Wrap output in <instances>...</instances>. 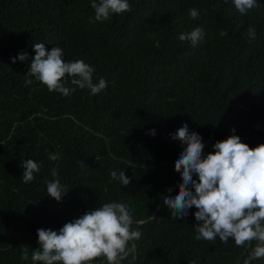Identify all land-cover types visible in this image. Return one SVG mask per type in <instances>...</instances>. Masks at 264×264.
<instances>
[{
    "label": "trees",
    "instance_id": "obj_1",
    "mask_svg": "<svg viewBox=\"0 0 264 264\" xmlns=\"http://www.w3.org/2000/svg\"><path fill=\"white\" fill-rule=\"evenodd\" d=\"M91 3L0 0V264H34L38 229L58 232L109 202L127 204L133 230L142 233L121 264H243L255 242L197 241V209L178 219L163 199L181 182L174 163L186 145L171 139L181 126L199 133L204 155L232 128L249 147L264 144V0L246 15L233 0H129L130 12L97 23ZM191 8L198 19L189 18ZM199 26L205 36L195 47L178 39ZM34 43L49 52L60 47L66 62L82 59L95 69L93 82L104 78L108 87L65 97L34 77L26 85ZM23 51L29 60L13 64ZM66 86L76 87L70 79ZM153 129L154 137L147 134ZM28 159L40 171L24 183L20 164ZM57 166L68 190L60 202L46 191ZM122 170L131 180L126 187L110 175Z\"/></svg>",
    "mask_w": 264,
    "mask_h": 264
},
{
    "label": "clouds",
    "instance_id": "obj_2",
    "mask_svg": "<svg viewBox=\"0 0 264 264\" xmlns=\"http://www.w3.org/2000/svg\"><path fill=\"white\" fill-rule=\"evenodd\" d=\"M235 9L241 15L258 7L257 0H233ZM94 19L91 23L107 21L112 14L130 12L129 0H92ZM197 8L189 10V18L198 19ZM249 41L256 39L253 27L248 30ZM205 36L203 26L194 28L189 33H181L180 41H189L195 47ZM159 47V42L156 44ZM34 58L28 65L25 84L32 83V77L44 85L49 92H57L65 97L76 91L88 89L95 96L108 87V82L100 78L93 82L95 69L82 59L65 61L63 49L53 47L46 51L44 43L32 45ZM21 62L29 60L26 51L12 59ZM70 79V88L66 85ZM218 141L213 151L204 155L205 144L199 133L189 132L187 124L181 126L171 139L186 145L175 160L174 168L181 176L178 192L164 197L163 203L171 210V215L184 219L189 209L195 207V240L215 242L217 238L227 244L231 238L236 247L249 248L243 264L264 259V144L255 148L241 142L235 135ZM155 136V129L147 133ZM59 153H49L50 161H58ZM83 164V162L81 161ZM23 169L22 181L29 183L34 180V173L40 171V165L32 159L20 164ZM135 168L136 165H130ZM53 181L47 183V195L62 201L68 190L58 178V166L52 168ZM113 180H118L124 187L131 183L125 172L112 171ZM198 177L194 180L193 176ZM191 189H194L192 191ZM171 192V189H168ZM138 225L142 222H135ZM134 217L130 207L125 203L109 202L95 210H89L74 220L65 223L59 231L38 229V244L42 250H33L31 261L34 264H93L98 258L106 259L107 264H121L135 251L142 233L133 230ZM29 259L28 247L22 249L21 260ZM191 264H196L192 261Z\"/></svg>",
    "mask_w": 264,
    "mask_h": 264
},
{
    "label": "water",
    "instance_id": "obj_3",
    "mask_svg": "<svg viewBox=\"0 0 264 264\" xmlns=\"http://www.w3.org/2000/svg\"><path fill=\"white\" fill-rule=\"evenodd\" d=\"M156 211H157V210H156ZM156 211L154 212V215L156 214ZM154 215H153V216H154ZM146 221H147V220H146ZM38 246H40V245L38 244ZM135 258H136V255H135ZM103 262H104V261H102L101 264H102Z\"/></svg>",
    "mask_w": 264,
    "mask_h": 264
}]
</instances>
